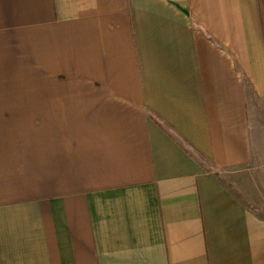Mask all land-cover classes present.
Segmentation results:
<instances>
[{"label": "crops", "instance_id": "obj_1", "mask_svg": "<svg viewBox=\"0 0 264 264\" xmlns=\"http://www.w3.org/2000/svg\"><path fill=\"white\" fill-rule=\"evenodd\" d=\"M263 141L264 0H0V264H264Z\"/></svg>", "mask_w": 264, "mask_h": 264}, {"label": "rangeland", "instance_id": "obj_2", "mask_svg": "<svg viewBox=\"0 0 264 264\" xmlns=\"http://www.w3.org/2000/svg\"><path fill=\"white\" fill-rule=\"evenodd\" d=\"M262 143H264V141ZM262 152L264 153V151H262ZM256 165H258V164H256ZM261 173H260L258 168H256V170H253L251 172H245V173H243L239 168H236V169L227 171L226 173L222 174L221 176L223 177V181H225L229 190L233 191L238 197H240V199H242L244 201H246V200L249 201L251 208L256 210L257 213H259V215L262 214V216H264V156L262 157V172ZM244 174L246 176H244ZM260 177L262 178V192L260 195H258V189L257 188L260 184L259 183V181L261 179ZM249 180L252 183H254L253 186L255 187V192H256L255 199H257L256 201L259 200V203H262V209L259 206L258 202H256L255 200H252V199L248 200V197L245 195V184H244V182L248 185Z\"/></svg>", "mask_w": 264, "mask_h": 264}]
</instances>
